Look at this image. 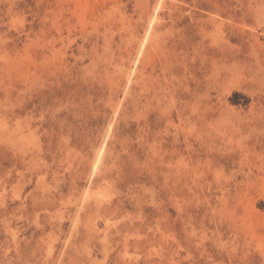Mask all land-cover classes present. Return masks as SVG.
<instances>
[{"label":"rangeland","instance_id":"374dc122","mask_svg":"<svg viewBox=\"0 0 264 264\" xmlns=\"http://www.w3.org/2000/svg\"><path fill=\"white\" fill-rule=\"evenodd\" d=\"M0 264H264V0H0Z\"/></svg>","mask_w":264,"mask_h":264}]
</instances>
